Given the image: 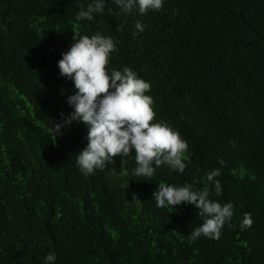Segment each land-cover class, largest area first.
Here are the masks:
<instances>
[{"label":"trees","instance_id":"trees-1","mask_svg":"<svg viewBox=\"0 0 264 264\" xmlns=\"http://www.w3.org/2000/svg\"><path fill=\"white\" fill-rule=\"evenodd\" d=\"M90 2L0 0V264H45L50 253L55 264H264V0H164L146 14L107 0L77 21ZM96 33L115 42L109 71L149 82L154 122L188 142L183 174L162 165L136 177L132 152L120 171L109 163L86 177L75 160L87 127L73 121L56 137L76 91L58 62L73 36ZM217 168L222 194L212 185L209 198L233 203L235 227L190 241L199 210L157 207L153 193L201 191ZM245 213L253 224L241 230Z\"/></svg>","mask_w":264,"mask_h":264},{"label":"clouds","instance_id":"clouds-1","mask_svg":"<svg viewBox=\"0 0 264 264\" xmlns=\"http://www.w3.org/2000/svg\"><path fill=\"white\" fill-rule=\"evenodd\" d=\"M112 2L125 13L138 7L140 14H146L149 10H161L164 0ZM106 6L107 0H91L86 9L80 4L76 20L91 21L94 13L103 12ZM135 27L139 32L144 30L139 21ZM118 30H122V26ZM73 40L75 42L70 49L62 54L58 68L61 77L74 84L75 94L67 101L74 111L68 117L61 113L62 122L55 123L54 133L56 137L61 136L62 129L73 121L87 127V146L76 155L75 160L79 171L86 177L94 175L97 169L105 170L116 157H128L135 152L136 167L132 174L136 177L151 179L162 165L183 174L187 167L188 142L166 122H154V100L146 94L151 91V84L138 78L136 72L128 67L122 71H109L111 54L116 51L111 36L96 33L91 37L73 36ZM218 162L222 167L226 166L222 159ZM220 174L218 168L207 173L208 185L201 191H195L192 185L185 183L180 187L161 184L153 193L157 207L175 208L190 204L199 210L198 216L203 222L188 235L190 241L194 242L201 236L218 241L226 224L229 228L235 227L232 224L233 203L222 205L209 198L212 185L217 196L222 194L221 183L216 179ZM132 198L139 201L136 194ZM252 224L251 214L245 213L241 230L251 228ZM55 260V254L50 253L45 258V264H55Z\"/></svg>","mask_w":264,"mask_h":264},{"label":"rangeland","instance_id":"rangeland-1","mask_svg":"<svg viewBox=\"0 0 264 264\" xmlns=\"http://www.w3.org/2000/svg\"><path fill=\"white\" fill-rule=\"evenodd\" d=\"M126 157L124 158H119V157H116L114 159V162L112 163L116 168H117V171H120L121 169V165H123L124 161H125Z\"/></svg>","mask_w":264,"mask_h":264}]
</instances>
